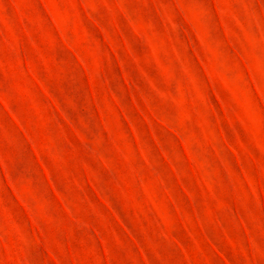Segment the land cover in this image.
Listing matches in <instances>:
<instances>
[{
	"label": "rangeland",
	"instance_id": "1",
	"mask_svg": "<svg viewBox=\"0 0 264 264\" xmlns=\"http://www.w3.org/2000/svg\"><path fill=\"white\" fill-rule=\"evenodd\" d=\"M0 264H264V0H0Z\"/></svg>",
	"mask_w": 264,
	"mask_h": 264
}]
</instances>
